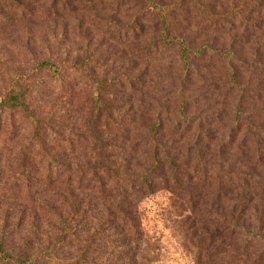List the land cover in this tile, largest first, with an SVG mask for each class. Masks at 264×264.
I'll use <instances>...</instances> for the list:
<instances>
[{
    "label": "rangeland",
    "instance_id": "rangeland-1",
    "mask_svg": "<svg viewBox=\"0 0 264 264\" xmlns=\"http://www.w3.org/2000/svg\"><path fill=\"white\" fill-rule=\"evenodd\" d=\"M52 1L56 7L49 12ZM164 13L168 19L161 17ZM238 14L246 16V22L240 21ZM212 15L226 20V27L215 26ZM164 26L167 34H177L193 47L208 45L233 51L248 64H264V0H0V101L17 86L31 89L35 96L42 94L46 110L42 116H54L51 125L57 132L52 152L67 157L71 169L77 170L91 152L77 144L73 150L66 149L68 144L62 140L68 133L80 136L83 121L79 110H89L98 90L109 94L108 103L115 107H137L139 98L145 109L178 106L175 99L167 102L182 77L175 54L161 46ZM131 27L136 28L137 37L131 39L132 32L129 40L127 33L120 35ZM150 48L148 56L146 49ZM48 59L63 71L57 80L35 69ZM127 76L134 81L133 90L124 85ZM198 80L185 82L186 96L193 105L190 112L212 122L209 128H214L212 138L217 139L205 141L198 153L194 151L185 159L189 169L183 170L193 178L185 179L186 191L179 193L158 190L146 195L127 190L125 198L115 193L111 198L112 184L107 182L103 197L96 189L82 192L71 188L82 202L77 206L69 204L73 203L70 199L65 201L64 184H58V190L56 187V197L52 188H28L22 177L32 164L27 138L33 128L21 114L0 111V243L6 244L0 250V264H63L73 259L83 244L77 237L83 240L93 234L106 217L109 221L99 228L95 253L90 250L86 260L106 258L109 264H264V151L255 155L241 133H231L233 126L226 118L231 116L234 99H217L221 91H214L209 79L205 83ZM118 135L120 144L122 135ZM135 141L129 139V143ZM214 143L224 147L220 158ZM119 151H104L112 156L105 159L112 171H125L124 166L129 173L139 174L141 168H148L144 153L130 164L131 158ZM34 161L38 165L39 159ZM116 179L122 184L120 177ZM220 179L223 182L217 185ZM119 203L129 209L130 220L140 221V233L107 216L105 207ZM66 222L74 236H67Z\"/></svg>",
    "mask_w": 264,
    "mask_h": 264
},
{
    "label": "trees",
    "instance_id": "trees-1",
    "mask_svg": "<svg viewBox=\"0 0 264 264\" xmlns=\"http://www.w3.org/2000/svg\"><path fill=\"white\" fill-rule=\"evenodd\" d=\"M38 1L33 0V3ZM39 7L41 10L43 6L40 5ZM55 7L56 3L52 1L49 5V12L54 10ZM42 13H46V9ZM238 15L242 22H246L248 19L242 14ZM161 17L169 18L165 13ZM212 17L211 22L215 26L219 28L226 27L223 24L226 20H222V22V18L214 15ZM226 18L229 19L231 16ZM165 28L166 26L161 29L163 30L160 37L163 42L161 46L164 45L175 54V62L182 77L178 80V84L174 87L170 95L171 98H168L167 102L175 99L178 106L171 109L159 105V111L153 110V108L145 109L143 106L144 100L139 98L137 107L130 106L126 108V103L125 106L115 107L108 103L109 94H101V90H98L93 94L89 110H83V112L79 110L83 121L80 136L68 133V137L62 140L68 144L66 149L73 150L77 144L79 147L81 146L86 151L91 152L89 157L84 159V165L77 170L71 169V163L67 160V157L64 159L59 158L55 150L52 152L54 143H56L57 132L51 125L54 122V116H49V113L42 116L46 113L44 108L45 97H42V94H36L35 96L32 94L31 89L17 86L16 89L9 91L2 97L0 111L8 110V112L21 114L24 120L29 122L33 128L32 135L27 138L28 157L32 159V164H29L30 168L28 170L25 169L22 177L28 188L33 186H40L41 190L52 188L53 197H56L58 193V191H55L56 187L58 190V184H64L67 193L63 196L65 201L70 199L73 203L69 204L77 206H81L82 202L77 196H74L71 188L74 190V187H77V190L82 192L87 189H96V191H99L100 197H103V188L107 182L112 184L108 192L111 198L114 197V193L117 197L125 198L127 190L130 193L138 192L146 193V195L158 190H171L172 192L176 191V193L186 191L185 179L191 181L193 175L190 172L188 174L185 172L189 169L185 165V159L189 160L194 151L198 153L199 146L201 147L205 141L211 143L217 139L215 136L212 138L211 133L214 132V128H209L213 123L204 122L200 114L190 112V107L193 105L186 96L185 82H189L193 78H198V81L204 83L209 79L208 81L214 87V91H221L217 99L222 98L226 101L234 99L231 101V116L226 118L232 123L231 130L233 132L231 133H241L245 138L244 143L252 147L253 153L257 156L262 155L264 151V147L261 145L264 143V64L259 61L248 64L233 51H224L208 45L193 47L186 40L180 38L179 35L167 34L164 31ZM125 31H121L120 35L125 33V37L127 33L128 40L130 39L128 33L132 32L131 39L137 37L136 28L131 27L125 29ZM151 51V48L146 49L148 56ZM216 66H219L218 69H215ZM35 69L49 73L51 79L57 80L63 76V71L51 59L42 61ZM213 69L216 72L213 73ZM251 80L255 81L254 85L251 84ZM124 85L125 87H131L130 90H133V79L128 76L125 77ZM118 133L122 135L120 144L117 143ZM13 134L14 131L11 132V135ZM76 135L77 137H75ZM130 138L136 139V141L129 143ZM214 144L216 145V143ZM123 146L127 149L126 151ZM117 148L131 158L130 164L131 161H135V158H139L144 153L148 168H141L142 172L139 174L129 173L130 170L124 166L122 167L125 171H112V168L109 167L111 163L105 160L112 156L105 154V152L109 151L115 154L112 151ZM224 152L223 146L216 145L215 154L217 157H222ZM38 159L37 165L34 160L37 161ZM105 161H107L106 165ZM80 164L81 162L78 161V166ZM117 177H120L122 184L116 179ZM222 182L223 180L220 179L216 183L219 185ZM222 187L223 184L218 186V193H221ZM206 192H209V190L206 189ZM209 194L205 193L204 195ZM202 195H199V197ZM190 199L192 200L191 197ZM190 199V207L194 208L195 203ZM141 201L142 198L137 206L140 205ZM105 209L107 216L113 217L112 221L119 219L120 224L128 225L130 231L140 233V221L135 222L128 218L129 209H126L123 203H119L115 207L110 205ZM211 209L214 208L211 207ZM213 212L217 215V211L214 210ZM106 219L98 222V228L87 238L82 240L81 237H77L78 243H83V246L81 245L78 248L73 259H67L63 264H109L106 258L102 261L96 257H92L91 260L85 258L90 250L95 253L93 246L99 237V228L109 221V219ZM80 221L83 222V220ZM235 224L237 223L235 222ZM64 226L68 237L75 235V232L72 233L73 228L70 227L69 223H64ZM5 247V242H1L0 250L5 249ZM54 261L56 263L57 260Z\"/></svg>",
    "mask_w": 264,
    "mask_h": 264
}]
</instances>
